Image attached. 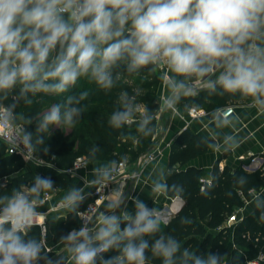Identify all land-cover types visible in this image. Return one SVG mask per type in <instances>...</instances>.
<instances>
[{"label":"clouds","instance_id":"obj_1","mask_svg":"<svg viewBox=\"0 0 264 264\" xmlns=\"http://www.w3.org/2000/svg\"><path fill=\"white\" fill-rule=\"evenodd\" d=\"M120 64L130 74L166 66L162 80L172 93L165 101L169 107L182 93L192 92L190 80L214 75L206 81L208 89L249 97L264 110V0H0V93L5 96L17 85L20 97L63 93L81 77L110 89L113 70ZM67 103L73 104L74 98ZM133 111L131 104H124L111 123H131ZM79 112L70 107L62 115L56 105L43 116L38 131L61 121L72 124ZM150 119L143 118L140 131ZM31 135L23 137L29 148ZM52 186L50 179L37 177L29 189L0 195V264H36L41 258V244L27 233L44 215L37 210L36 197ZM166 190L165 183H155L154 191ZM83 199L80 189H71L63 203L75 210ZM120 203L117 195L106 206L115 209ZM134 203V216L101 215L93 228L85 225L61 238L71 243L75 264H96L97 257L110 250L119 254L101 257L102 264H149V243L143 237L160 231L162 221L155 209L138 199ZM150 251L162 264L222 260L182 249L172 236L160 235Z\"/></svg>","mask_w":264,"mask_h":264},{"label":"trees","instance_id":"obj_2","mask_svg":"<svg viewBox=\"0 0 264 264\" xmlns=\"http://www.w3.org/2000/svg\"><path fill=\"white\" fill-rule=\"evenodd\" d=\"M118 74L126 78L130 85L116 88ZM134 76H137L139 80H134L132 78ZM113 78L114 83L110 88L113 92L101 87L95 89L92 87L88 92L89 97H93L95 103L96 101L106 103L104 107L98 109L99 111L94 116L98 119L96 127L103 132L102 139L105 143L106 157L115 159L118 155L116 146L123 142L121 155L124 158L130 155L134 158L148 147L154 134L156 115L159 111L156 96L158 80L153 66L140 69L138 73L132 74L127 72L126 66L117 67L113 70ZM179 79L183 78L179 77ZM195 81L197 79L193 78L188 83L192 84ZM125 91L127 101H130L131 97L136 98L129 104L133 108L136 105L140 106L143 113L133 112L131 123H121L117 127L111 123V117L116 112L124 111V102L120 100V97L124 96ZM133 91L136 92L133 93ZM83 93L85 92L81 91L74 96L73 89L69 87L66 92L57 93L54 104L60 106L62 115L67 108L76 107L80 109L77 116L81 117L85 111H89L88 108L85 110L81 106L77 107L81 104L79 103L81 99L78 97ZM19 94V85L7 96L0 93V106L8 109L9 106L15 104V108L8 113L9 118L13 123L23 125L22 137L26 133L32 134L29 143L34 155L59 170V173L48 176L26 170L24 160L7 154L5 146L0 141V195L10 196L15 190H21L23 187L29 189L35 184L37 177L50 179L53 183L52 188L41 190L36 197L38 202L45 192L52 194L55 191H69L74 187V181L66 170L70 169L75 159L81 155L77 148L70 147L71 139L76 134L75 127H72L67 134L62 131L64 123L49 125L46 130L38 131L44 116H37L40 106L30 107L22 103ZM69 97L74 98V103L71 105L67 103ZM244 98L249 97L221 93L217 87L215 92L203 91L197 98L181 96L177 100V106L186 110L203 109L208 113V117H211L217 108L227 105L232 100ZM109 102L114 104L113 107L110 106L114 112L110 114L106 124H101L100 120L103 119L105 107ZM86 105L89 104L86 103ZM145 116L151 117L148 124L144 126V132H148V135L140 131V124ZM135 143L140 144V149L136 155L134 152L130 154L127 150L129 151ZM215 145L216 142L213 139L203 138L189 130H182L171 143L165 195L169 199H181L183 205L166 224H160V231L143 237L149 243V250L145 253L149 264H162L161 259L153 257L150 251L155 239L160 235L172 236L180 242L182 249L187 248L197 255L207 256L209 253L219 255L222 260L218 261V264H225L226 260L229 261L228 264H246L255 259L259 252L264 253V201L257 204L253 213L244 217L232 229L225 226L227 218L252 201L254 195L264 187V167L254 171L245 170L243 165L237 168L227 165L220 168V159L215 162L209 176L206 177L202 169L188 166L191 160L205 154ZM226 156L227 153H224L223 157ZM4 178H6L5 183H3ZM89 200L88 196L84 197L79 202L77 211L81 210ZM77 211L68 213L64 218H47L44 221L43 230L37 225L30 228L27 237L35 238L42 246L41 258L36 264L46 262L55 252L64 247L67 241L62 240V237L67 236L73 230L77 232L80 230ZM124 227L121 225V230ZM136 243L139 241L137 240ZM231 245H234L235 249H232ZM46 249L49 251L46 252ZM118 254L116 250H110L105 253L104 259Z\"/></svg>","mask_w":264,"mask_h":264},{"label":"crops","instance_id":"obj_3","mask_svg":"<svg viewBox=\"0 0 264 264\" xmlns=\"http://www.w3.org/2000/svg\"><path fill=\"white\" fill-rule=\"evenodd\" d=\"M154 73L158 80L157 101L159 104L158 117L155 120V130L148 147L139 155L133 158L129 170L136 173V178L130 181L122 191L116 187V193L108 197L107 202L100 210V215L95 218L93 228L101 215H118L123 213H131L135 215V200H140L147 205L149 209H155L160 214L162 224H166L165 220H169L182 207L183 201L179 198L169 199L165 195V191H154V185L157 182L165 183L168 175V156L170 145L176 136L182 130H189L203 138L213 139L216 145L210 148L205 154L191 160L188 166L200 168L204 171L206 177L209 176L211 168L216 161L220 160L219 167L230 166L237 168L240 165H245L250 159L256 158L259 164L252 167L254 171L264 167V110L254 106L249 98L232 100L227 105L217 108L211 117H208L203 109L204 115L191 117L189 110L177 106V100L172 107H169L165 102L172 93L162 80V76L168 72L166 67L159 68L153 66ZM179 79V77L177 78ZM215 79L214 75L197 79V81L189 84L193 89L187 96L197 98L203 91L210 89L206 86V81ZM180 96V97H181ZM226 107H232V112L222 118L219 113ZM192 109V108H191ZM156 115V116H157ZM224 121H227L225 123ZM231 137V139H226ZM227 153L226 157L223 154ZM143 155H151V160H144ZM112 163L107 160H96L92 163H87V166L80 169L72 175L74 187L72 189H80L83 197L89 196L92 187L89 185L100 179H105L103 172L108 171ZM97 169L100 171L98 172ZM26 170L43 175H56L59 170L52 165L39 166L34 164H26ZM28 189L23 187L21 191ZM69 191H55L50 194V199L43 205L38 206V212L43 213L42 219L47 218H64L68 213L77 211L67 207L63 203L64 197ZM119 195L122 203L115 208L109 209L106 205ZM264 201V187L257 192L252 201L245 204L242 209L236 210L240 218H244L253 213L255 207L260 202ZM41 221V220H40ZM124 225V223H121ZM71 243L67 242L64 247L55 252L46 262L42 264H75L73 253L69 251ZM232 248V246H231ZM105 258V253L100 254L96 259V264H102ZM226 260L225 264H228Z\"/></svg>","mask_w":264,"mask_h":264},{"label":"built area","instance_id":"obj_4","mask_svg":"<svg viewBox=\"0 0 264 264\" xmlns=\"http://www.w3.org/2000/svg\"><path fill=\"white\" fill-rule=\"evenodd\" d=\"M166 67L164 65H159V68ZM6 108L0 106V114L6 115L7 119L0 118V141L6 148V153L10 155H15L24 160L26 164H34L39 166L49 165L46 161L39 159L34 155L33 148L27 147L23 143V130L22 124L13 123L3 110ZM232 112V107L224 108L219 115L225 118ZM191 117H196L199 115H204L205 113L201 110H196L192 108L189 110ZM158 115L156 116V118ZM144 160H151V155H143ZM256 161V158L252 159V162ZM87 166V162L84 158L78 157L75 159L72 167L66 170L69 175H74L76 171L83 169ZM245 170H251L247 166L243 165ZM136 178V173L128 169L125 161L115 162L111 165L109 170V175L105 179L97 180L94 183L89 184L92 187L91 193L89 194V202L79 211L76 212L77 218L80 222L81 228L87 225L89 228L92 226L95 218L98 216L101 208L107 202L108 197L116 193V187L120 191L125 189L128 183ZM6 182V178L3 179V183ZM50 199V194L45 192L41 199L37 202V207L45 204ZM160 217V214L156 212ZM242 220L238 216V212H233L225 221V226L228 229H232L237 223ZM34 225L39 226L42 230L44 229V220L37 221ZM80 228V229H81ZM232 249H235L234 245H231ZM49 250L46 249V252ZM104 254V253H103ZM264 263V253L259 252L255 259L247 262L246 264H263Z\"/></svg>","mask_w":264,"mask_h":264},{"label":"rangeland","instance_id":"obj_5","mask_svg":"<svg viewBox=\"0 0 264 264\" xmlns=\"http://www.w3.org/2000/svg\"><path fill=\"white\" fill-rule=\"evenodd\" d=\"M122 66H125V65L120 64L118 67H122ZM117 77H116V84H115L116 88L121 87V86L130 85V82L126 81V78H124L121 74H118ZM132 78L134 80H136L137 76H134ZM137 80H139V79H137ZM84 85H85V87H83ZM92 87H94V89L100 88V86H98L89 77H81L78 79V81L75 85L70 86V88H72L74 91V94H73L74 96H75V94L77 95L81 91L87 92V96L84 99H81V102H79L81 104H79L77 107L81 106L85 110H86V108H88L89 111L88 112L85 111V113L81 117H78L77 115L73 116L72 124H66L63 121H61V124L64 123V125L62 127V131L64 132V134H67L71 131L72 127H75L76 134L71 139L70 147L72 149L77 148L79 154L81 155L82 158L85 159V161L87 163H92L93 161H96V160H107L112 164L115 162H119V161H125L128 169H129V167L133 161V158L131 157V155L127 156L126 158H124L121 155L123 142H121L119 145L116 146L118 155L115 159L114 158H108L105 156L106 148H105V143L102 139L103 132L96 127V125L98 124L97 123L98 119H95L94 116H96L97 111H99L98 109L101 107H104V105L106 103L98 102V101H96V103H95L94 98L89 97L88 92L91 91ZM110 90L113 92L112 89H109V91ZM134 92H136V91H133V93ZM125 93H126V91H125ZM80 97H78V98H80ZM20 98H21L22 103H25L26 105H28L30 107L35 106V105H39L40 110L38 111L37 116H43L48 111H50L52 107L55 106L54 101L57 98V93H51V92L50 93L41 92V93H36V94L28 93L26 95V97H20ZM120 100L122 102H124V104H129V102H133L134 100H136V98L134 96V97H131L130 101H127L125 98V95H124V96L120 97ZM27 101H30V103ZM86 103L89 105H86ZM83 104L85 106H82ZM110 106L113 107L114 104L112 102L107 103V106L105 107V110H104L103 119L100 120L101 124H106L108 122L110 114H112L114 112V111H112L114 109L111 108ZM133 109H134L133 112H137L139 114L143 113L142 108L138 105H136V107H134ZM138 149H140V144L135 143L132 145V147L129 151L127 150V152H129L130 154H132L131 152H134V155H136ZM134 155H132V156L134 157ZM252 159H250V161L248 163H245V166H247L250 169H252V167H254L255 165L259 164L258 160L252 162ZM99 215H100V212H99L98 216ZM40 220L41 219H39V221Z\"/></svg>","mask_w":264,"mask_h":264},{"label":"water","instance_id":"obj_6","mask_svg":"<svg viewBox=\"0 0 264 264\" xmlns=\"http://www.w3.org/2000/svg\"><path fill=\"white\" fill-rule=\"evenodd\" d=\"M165 222L167 223V222H168V220L166 219V220H165Z\"/></svg>","mask_w":264,"mask_h":264}]
</instances>
